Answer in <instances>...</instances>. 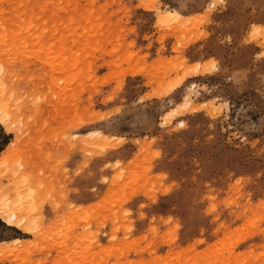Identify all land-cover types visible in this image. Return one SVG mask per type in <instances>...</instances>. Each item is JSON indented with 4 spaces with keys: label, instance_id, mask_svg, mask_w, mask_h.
Here are the masks:
<instances>
[{
    "label": "rangeland",
    "instance_id": "rangeland-1",
    "mask_svg": "<svg viewBox=\"0 0 264 264\" xmlns=\"http://www.w3.org/2000/svg\"><path fill=\"white\" fill-rule=\"evenodd\" d=\"M0 94V264H264V0H0Z\"/></svg>",
    "mask_w": 264,
    "mask_h": 264
},
{
    "label": "bare ground",
    "instance_id": "bare-ground-1",
    "mask_svg": "<svg viewBox=\"0 0 264 264\" xmlns=\"http://www.w3.org/2000/svg\"><path fill=\"white\" fill-rule=\"evenodd\" d=\"M167 12H168V16H170V17L171 16H175V17H178L179 16V18H180V16L182 17L181 14H179V13H177L175 11H173V12L172 11H167ZM203 72H205V71H203ZM195 86L196 85L193 83L192 84V87H195ZM186 98H187V99H185L186 101L184 103H182V104H184V106L186 108L187 107L188 108H191L189 105H192L193 104L192 103V98L190 96H188ZM0 112H1V119L2 120H5V119L6 120H9L11 118V106L9 105V103H7L4 100V98H2V95L1 94H0ZM100 134H103V133H100ZM104 136H107V135H104ZM104 136H102V138ZM24 198H26V197H24ZM11 203H12V201L10 202L9 201V198H7V199L1 198L0 199V216L9 225L18 226L19 228H21L27 234L33 233V231L36 229V226L34 225V221H33L32 216H29V214L28 215H23L24 213H23V209L22 208H24V207L20 206V203L19 204H15V205H12ZM15 241H20L21 242L22 240L20 238H16Z\"/></svg>",
    "mask_w": 264,
    "mask_h": 264
}]
</instances>
